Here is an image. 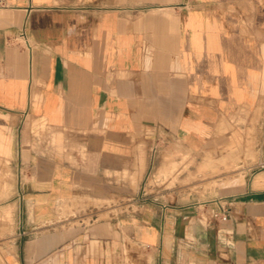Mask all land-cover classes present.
Here are the masks:
<instances>
[{
	"label": "crops",
	"instance_id": "crops-1",
	"mask_svg": "<svg viewBox=\"0 0 264 264\" xmlns=\"http://www.w3.org/2000/svg\"><path fill=\"white\" fill-rule=\"evenodd\" d=\"M260 114L264 0H0V264H264V144L183 198Z\"/></svg>",
	"mask_w": 264,
	"mask_h": 264
},
{
	"label": "rangeland",
	"instance_id": "rangeland-1",
	"mask_svg": "<svg viewBox=\"0 0 264 264\" xmlns=\"http://www.w3.org/2000/svg\"><path fill=\"white\" fill-rule=\"evenodd\" d=\"M236 125L235 132L233 133L232 140L236 141L237 144L245 143L247 148L242 152L241 148L231 149L228 154H226V149H218L216 152H203L200 156L192 155L188 152L185 154V164H184V188L185 195L184 201L191 202L195 200H203L218 195L224 192L226 184H231L236 181V173L242 171V160L246 159L248 156L255 157L258 153L256 145L259 143L264 144V134L258 132L259 126H264V116L253 115L246 117H238L234 121ZM245 126L250 125L247 128V132H243L240 129V125ZM232 152V153H231ZM178 163H172L169 165L164 176H172L170 180H150L151 183H157L159 185L173 186L177 181V169ZM264 166V160L258 164V167ZM182 172V170H181ZM234 174L233 179H226L227 176ZM241 175L238 174V176ZM162 175H158L160 177ZM175 199L176 197H172Z\"/></svg>",
	"mask_w": 264,
	"mask_h": 264
},
{
	"label": "built area",
	"instance_id": "built-area-1",
	"mask_svg": "<svg viewBox=\"0 0 264 264\" xmlns=\"http://www.w3.org/2000/svg\"><path fill=\"white\" fill-rule=\"evenodd\" d=\"M225 211H226V208L223 205H221V209L215 212V215L218 216L220 213H223Z\"/></svg>",
	"mask_w": 264,
	"mask_h": 264
}]
</instances>
